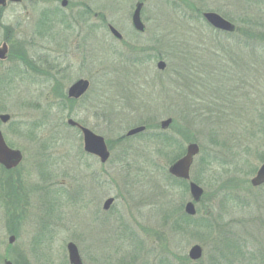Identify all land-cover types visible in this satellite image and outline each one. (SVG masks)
Here are the masks:
<instances>
[{"label":"rangeland","instance_id":"1","mask_svg":"<svg viewBox=\"0 0 264 264\" xmlns=\"http://www.w3.org/2000/svg\"><path fill=\"white\" fill-rule=\"evenodd\" d=\"M67 1L62 7L61 0H22L0 9V45L9 47L0 60V114L11 117L0 130L23 153L16 170L0 167V264H69L68 242L83 264H172L171 252L187 255L195 244L207 261L220 238L241 236L238 221L264 248V187L254 189L259 196L250 211L226 197L248 196L228 179L243 177L248 163L256 169L262 163L264 26L254 55L235 0ZM138 1H144L142 34L131 26ZM256 1L253 11H264V0ZM192 6L232 22L238 36L213 30ZM78 79L90 81L89 91L62 111L58 92L66 94ZM60 118L103 137L107 161L85 154L78 130L59 127ZM166 119L170 125L160 128ZM51 121L52 135L47 128L27 133ZM140 126L143 133L116 141ZM159 132L182 143L155 153L152 137ZM188 143L200 148L190 176L203 189L189 233L171 214L190 193L167 172Z\"/></svg>","mask_w":264,"mask_h":264},{"label":"trees","instance_id":"2","mask_svg":"<svg viewBox=\"0 0 264 264\" xmlns=\"http://www.w3.org/2000/svg\"><path fill=\"white\" fill-rule=\"evenodd\" d=\"M231 1H233V0H231ZM235 2L237 3L239 8L241 9V15L238 16L239 20L246 25L245 34H243L245 37L244 42L249 45V48L251 49L252 53L254 55H256L257 54V48L259 46L258 44H256V42H258L257 41L258 38H261L263 36L262 27L264 26V19L262 16H264V11H261V10L253 11L252 6L253 5L258 6V4H259V3H257L256 0H235ZM191 8L195 11L194 13L199 18H201V11L194 8L193 6ZM238 33H239V29L236 30L235 34L238 36ZM173 53H175V50ZM177 75L178 74H176V76ZM153 92H154V90H153ZM153 92H151V93H153ZM127 97L130 98L131 96H127ZM58 98H59V102L56 105L61 107L62 111L65 109H68V104H73L75 102L74 100H69L66 97V95L63 94L62 92H58ZM47 118H48V115H46L44 117V121H46ZM107 121L109 123L112 121L110 116H108ZM57 122L59 123L58 124L59 127L60 126L61 127L66 126V124L63 122V120L61 118L59 121L57 120ZM43 128H45V129L47 128L46 132L51 133V135L54 133V131L57 130L52 125V121H51V123H47V124L42 123L40 125L32 126V128L28 127L27 133L33 134L35 132V130L43 129ZM262 134L264 135L263 129H262ZM124 138H125L124 136H122L120 138L118 137L116 141L121 143L124 140ZM152 138L155 140L156 146L151 151H155V153H158V152L160 153L161 150H164L168 146H172V144L174 145L176 143H180V144L182 143V141H180V140L179 141L175 140V142H174L170 138V136H168L165 132L156 133L155 136H153ZM184 140H187V139L185 138ZM212 141H213V139H212ZM178 146H182V145H178ZM181 148L182 147H180V150H181ZM174 157H176V158L172 159L171 162L179 158V153H176L174 155ZM258 160L260 162L264 161V153H262V155L259 156ZM208 161H209L208 157L206 159L202 160L203 163L207 162V164H208ZM247 166H248L247 171L243 177H241V178L232 177L231 180L228 179V182L230 184H233L234 189H236L237 185H240L241 187H243V189L246 191L248 196L240 197L238 194H235L234 196H226V197L230 198L232 201H237V203L240 206H242L244 209L246 207L248 208V209L246 208L245 210L250 211V210H253L252 199L255 198L256 196H259V195H254V193H253L254 189L251 188V186L249 185V181L247 179V177L251 176L255 172L256 168L253 165H250L249 163ZM168 178L174 184L181 185L182 188L188 189L187 183L185 181L175 180V178L173 179V177H171V176H168ZM194 180H195V178H194ZM237 182H239V183L237 184ZM262 187H264V186H262ZM262 187H259L257 189H261ZM239 198H243V199L240 200ZM262 198L264 199V195L262 196ZM197 214H198V212H197ZM171 217H172V221H174L175 223L177 222V220H181V223H179L180 227H181V231H183V232L185 231L187 233L191 232V230H190L191 223H194L195 218H196V217L187 216L183 212V206H180V208L177 209L175 212L173 211L171 214ZM206 217L208 218L209 214L206 215L202 219V224H203V221L206 222L203 224V226H204L203 230H204V233H206V235L208 236L210 233V227H209V224L207 223ZM221 219L223 220V218H221ZM175 223H174V228L179 229V227ZM246 224H247V222H245V221L236 222L235 226L238 227L239 230L241 231L242 234L238 233L241 236H237L236 234H234L232 237L225 236V237L220 238L216 243V247L213 249L214 250L213 255L207 261L200 260L199 262H196L194 264H264V248L261 245H260V247L256 246L254 244V242H252V240L248 238V235H251V237H252V234L247 232ZM203 236H205V235H203ZM170 254L172 255V258H173L172 264H175L176 261L179 264H192V262L188 259L187 255L182 254V252H180V255H177L176 253H172V252ZM168 262H169V260H168Z\"/></svg>","mask_w":264,"mask_h":264},{"label":"water","instance_id":"3","mask_svg":"<svg viewBox=\"0 0 264 264\" xmlns=\"http://www.w3.org/2000/svg\"><path fill=\"white\" fill-rule=\"evenodd\" d=\"M19 3L21 0H0V6H5L6 2ZM67 0H61L60 5L65 7L67 5ZM143 3H137L133 10L131 16V23L133 28L138 32L144 31V25L140 18V13L142 9ZM203 17L205 20L214 28L225 31V32H234L235 26L229 21L222 18L220 15L213 12H205L203 13ZM109 30L113 37L117 40H121V34L111 25L109 26ZM7 55V46L3 44L0 47V60H5ZM157 68L159 70H163L165 68V63L160 61L157 63ZM89 88V81L86 79H79L75 83H73L67 90L68 98L78 99L83 96ZM10 120V116L8 114H0V122L2 124H6ZM171 123V119H166L161 121L160 128L166 129ZM67 124L72 127H76L82 134L83 137V148L84 151L99 157L102 163H105L110 156V153L107 149L105 140L103 137L94 134L91 130L82 125L76 123L72 119L67 120ZM145 130V127L140 126L133 129H130L127 133V137L134 136L139 134ZM199 153V147L195 143H191L187 146L185 154L182 158L174 162L168 169L169 174L172 176L184 179L189 181V193L191 197V201L187 202L184 207V212L189 216L196 215L195 204L200 202L203 189L190 181V169L193 164L194 157ZM22 161V154L17 149L9 148L2 136L0 131V164L10 170L19 165ZM250 184L252 187H259L264 184V163L260 165L257 169L255 175L250 179ZM114 199L109 198L104 203V209H108V207L113 203ZM14 238L10 237L9 242L13 243ZM67 256L69 264H83L82 259L79 254V250L73 242H68L66 245ZM203 255V249L200 245H193L188 251V257L192 261H197L201 259ZM3 264H12L11 261L5 260Z\"/></svg>","mask_w":264,"mask_h":264},{"label":"flooded vegetation","instance_id":"4","mask_svg":"<svg viewBox=\"0 0 264 264\" xmlns=\"http://www.w3.org/2000/svg\"><path fill=\"white\" fill-rule=\"evenodd\" d=\"M107 26V25H106ZM7 142V141H6ZM8 144V143H7ZM9 145V144H8ZM2 168V167H1ZM16 170V169H15ZM4 172H11L10 170H4ZM12 236V235H11ZM14 237V236H13Z\"/></svg>","mask_w":264,"mask_h":264}]
</instances>
